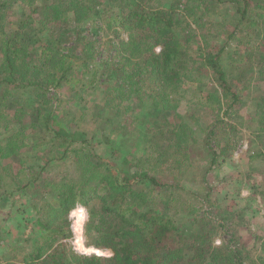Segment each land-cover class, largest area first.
Returning <instances> with one entry per match:
<instances>
[{
  "label": "trees",
  "instance_id": "16d2710c",
  "mask_svg": "<svg viewBox=\"0 0 264 264\" xmlns=\"http://www.w3.org/2000/svg\"><path fill=\"white\" fill-rule=\"evenodd\" d=\"M108 1L116 6L97 0H0V161L14 157L25 163V143L37 123L61 149L57 164L47 160L31 169V177L20 178L14 190L0 192L35 190L30 205L41 232L17 261L0 259V264H256L231 240L214 243L212 235L223 223L209 209L194 213L197 199L210 200L207 172L220 157L231 155L229 143L238 131L226 118L242 102L236 82L247 78L246 72L260 90L248 100L254 114L248 126L243 124L259 146L248 158L264 159L262 0ZM95 13H102L98 22L112 34L108 42L114 53L90 67L89 83L102 87V103L96 107L100 112L93 114L131 110L137 100V120L148 117L151 124L140 134L145 154L124 167L94 152L87 139L58 129L68 123L56 112L62 103L59 90L73 79L79 81L77 87L86 86L72 74L80 69L85 73L89 64L84 60L93 55L88 46L92 41L79 53L66 49L67 30L94 21ZM227 21L232 23L229 29ZM219 22L226 40L216 45L210 32ZM232 40L243 41L251 64H228L225 54L235 53L228 47ZM194 41L199 42L196 49ZM203 77L206 88L199 90V100L214 115L206 124L198 117L197 103L194 109L191 102L180 105L184 84L200 83ZM59 166L63 168L55 176L47 175L50 167ZM165 174H170L168 180L162 178ZM185 174L198 183V191L182 186L177 176ZM2 181L0 175V188ZM77 203L88 209L87 238L95 248H109L110 256L79 253L68 242V213Z\"/></svg>",
  "mask_w": 264,
  "mask_h": 264
},
{
  "label": "rangeland",
  "instance_id": "374dc122",
  "mask_svg": "<svg viewBox=\"0 0 264 264\" xmlns=\"http://www.w3.org/2000/svg\"><path fill=\"white\" fill-rule=\"evenodd\" d=\"M97 1L104 2L106 7L114 8L116 6L113 1ZM260 4L263 5L264 0L260 1ZM227 7V5H223L222 9ZM100 16H102V13H95L94 21L90 19L82 25L68 27L69 35L64 47L79 53L86 41H92V44L88 46L93 55L84 60L89 64L85 73H82L83 69H80V71H74L72 74V76L82 77L86 86L84 88L77 87L79 81L73 79L71 83L63 85L59 90L62 103L58 104L56 112L60 117L65 116L68 123L63 128L58 127V129L61 133H65L67 130L74 135V138L87 139L94 152L103 155L111 163L118 164V167H124L123 164L128 161L133 162L134 157L145 154V142L141 140L140 134L151 124L146 121L148 117L143 119L142 122L137 120V116L141 112V104L137 100L131 102V110L126 111L125 108H120L118 109L120 112L116 114L111 109L110 111L98 113L97 116L94 115L95 112H100L96 107L99 103H102L100 95L102 87L98 86L97 81L89 83L92 71L90 67L98 66L104 59H110L114 53L108 42L112 34L104 31L105 24L103 21L98 22ZM231 24L230 21L225 22V28L229 29ZM222 25L219 22L211 28L210 39H212L213 44L219 45L226 40L224 34L219 31L223 28ZM120 31L123 30L120 29ZM251 40L253 42L257 39ZM196 42H193V48L195 49L199 45V42ZM242 42V40L240 42L232 40L228 43L230 50L235 52L233 55L225 54V59L229 65L251 64V60L246 56L244 50L245 45ZM245 76L247 78L244 77V79H239L236 82L238 83L239 99L242 102L236 104L231 116L226 118L230 123L236 125V131L238 132L235 133L233 141L237 145L230 142L229 146H233L231 155L226 156L224 159L220 157L207 172L206 180L210 190V200L199 202L197 199L195 204L197 213H194L196 211L192 212L194 215L199 216L203 214L204 210L209 209L208 212L211 217H215L216 221L223 223V226L215 230L212 235L214 243L219 244L223 240H231V244L240 248V250L242 249L241 251L246 258L252 259L256 264H264V159L249 160V154L256 151L259 146L258 141L254 137L252 138L247 127V124H250V115L254 114L253 105L251 107L248 100L253 96H257L260 90L255 85V79L251 80L247 72ZM247 81H249V86L246 85ZM199 82L187 81L184 84L185 92L180 105L191 102L193 106V102L197 103L198 117L202 124H206L208 120H212L214 115L208 111V109L211 110V107L205 104L208 107L205 108V105L203 106L199 100V90L206 88V85H203L206 79L203 77ZM201 85H203L201 89L197 88ZM51 94L53 93L50 92L49 96ZM35 126L36 129L31 131L29 136L31 139L28 137L29 139L25 143L24 148H27V150L22 156L25 163H18L14 157L0 161V164L3 165L0 169V175L3 178L2 182L5 184L3 188H0V192L14 190L19 184L18 180L20 178H26V175L31 177V169L40 168L47 160L56 159L57 155L60 154L59 143L54 142L56 139L50 140L51 134L46 133L42 123H37ZM197 134L204 135V133ZM223 141L222 139V143ZM218 149L216 148L217 151ZM262 149L264 148L262 147ZM55 162L57 164L58 160L56 159ZM9 163L12 164L11 167L7 165ZM18 168L21 172L18 177H15L14 174L19 172ZM62 168V166L58 168L50 167L47 175L55 176ZM67 169L72 170V166L67 167ZM169 176L170 174H165L162 178L168 180ZM177 178L184 188L193 192L198 191V183L188 179V175L177 176ZM34 193L35 190L26 189L21 192L13 191L11 194L7 193V195L5 193L0 194V259L5 260V262L17 261L24 252L32 249L34 241L41 233L37 231L35 212L30 205V196L35 195ZM78 206L83 208L85 217L81 225L83 245L89 251H91V248H95V245H93V239L89 240L85 233V222L89 216L88 209L82 203H77L68 213L72 230V237L68 242L73 249L81 253V250L76 249V217L71 213ZM180 214L183 217L185 215L181 212ZM97 252L91 251L88 254L94 253L101 256L112 254L111 250L105 247Z\"/></svg>",
  "mask_w": 264,
  "mask_h": 264
},
{
  "label": "bare ground",
  "instance_id": "6f19581e",
  "mask_svg": "<svg viewBox=\"0 0 264 264\" xmlns=\"http://www.w3.org/2000/svg\"><path fill=\"white\" fill-rule=\"evenodd\" d=\"M71 213L74 214V216L76 217L75 218V231H76L75 240H76V244H77V247H78V248L76 247V249L78 251L81 250L80 252L81 253H84V254H88L91 251H93V252L101 251V249H97V248H91V251H89L83 245L82 236H81V225H82V222H83V220L85 218L84 217V210H83V208L78 206L77 208H75L74 210H72ZM84 251H89V252H84Z\"/></svg>",
  "mask_w": 264,
  "mask_h": 264
}]
</instances>
